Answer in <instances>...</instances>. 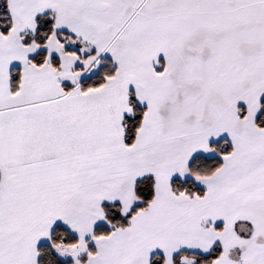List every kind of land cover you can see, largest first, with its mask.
<instances>
[{"label": "snow or ice", "instance_id": "snow-or-ice-1", "mask_svg": "<svg viewBox=\"0 0 264 264\" xmlns=\"http://www.w3.org/2000/svg\"><path fill=\"white\" fill-rule=\"evenodd\" d=\"M0 264H264V0H0Z\"/></svg>", "mask_w": 264, "mask_h": 264}]
</instances>
